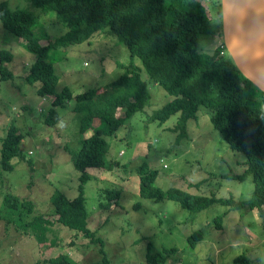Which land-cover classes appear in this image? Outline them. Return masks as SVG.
Here are the masks:
<instances>
[{
	"label": "rangeland",
	"instance_id": "rangeland-1",
	"mask_svg": "<svg viewBox=\"0 0 264 264\" xmlns=\"http://www.w3.org/2000/svg\"><path fill=\"white\" fill-rule=\"evenodd\" d=\"M201 3L212 18L221 20L220 1ZM1 4H7L11 11L21 9L37 16L39 26L34 33L47 36L42 41L44 45L67 32L55 13L47 14L26 0H0ZM222 43L220 37L202 35L200 51L214 54L224 48ZM1 51L13 56L4 64L13 76L2 80L0 73V264H43L60 255H66L74 264H148L150 243L170 251L167 264H234L243 254L251 264H264V211H230L231 205L214 204L195 214L167 198L159 202L141 195L144 167L158 169L155 185L166 193L177 189L239 203L250 200L255 185L252 177L244 181L220 177L230 172L244 174L247 157L231 149L215 130L208 109L202 107L197 119L188 122L187 134L181 139V131L176 129L180 114L163 124L151 122V116L174 97L154 83L140 59L135 63L148 82L150 105L116 134L104 136L109 144L105 167L87 170V227L102 240L104 255L99 244L58 224L40 244L23 225L38 215L53 213L50 198L55 191L70 200L77 198L81 173L74 167L70 152L78 151L82 139L102 124L95 119L93 127L81 133L74 110L76 100L72 99L56 108L60 123L47 126L45 119L53 108V99L38 94L40 83L28 84L25 79L36 56L27 52L0 20ZM51 60L59 80L57 93L69 88L75 98L97 89V102L122 91L107 85L125 75L133 61L127 46L109 30L94 34L82 44L54 50ZM12 125L22 135L21 155L12 159V172H6L1 166V148ZM106 189L121 192L119 206H99L107 204L103 199ZM10 195L29 202L31 211L7 208L5 198ZM217 218H221L220 227ZM196 232L203 238L192 248L189 239Z\"/></svg>",
	"mask_w": 264,
	"mask_h": 264
},
{
	"label": "trees",
	"instance_id": "trees-1",
	"mask_svg": "<svg viewBox=\"0 0 264 264\" xmlns=\"http://www.w3.org/2000/svg\"><path fill=\"white\" fill-rule=\"evenodd\" d=\"M45 13L53 12L63 22L67 32L47 45L42 41L47 36H37L34 29L39 26L37 16L17 9L11 11L7 4L0 5V20L5 30L19 38L20 45L36 56L26 75L28 84L40 83L38 94L52 98L53 108L45 119L49 127L60 123L57 107H63L72 99L76 100L75 112L80 119V132L93 127L99 120L101 128L81 141L78 151H71L74 167L81 173V184L77 198L70 200L60 191H55L50 201L53 213L38 215L23 225L30 229L40 244L47 240V234L55 224L82 234L91 243L100 245L104 255L103 242L87 227L85 186L90 180L89 168L105 167V155L109 144L105 135H114L139 112L144 111L151 101L148 82L143 79L142 69L136 59L143 62L154 83L162 87L174 99L151 116V122L161 124L172 116L180 114L176 129L179 138L187 134L188 122L197 119L200 109L211 112V123L215 130L224 136L230 148L243 152L247 159L244 174L228 173L221 178L244 181L253 178L255 185L250 200L235 202L233 199L201 197L187 192L171 189L164 192L155 185L158 169L142 170L141 195L155 201L169 199L179 203L191 213H200L214 204L231 205L230 211L247 209L264 211V93L252 85L236 68L224 48L214 54L200 51V37L217 36L222 38L221 20L212 18L201 0H26ZM219 1V0H218ZM220 15V10H218ZM109 30L125 44L132 55L131 67L127 73L107 85L119 88V94L96 101L98 90H87L76 95L69 88L57 93L58 75L55 72L52 52L61 47L82 44L94 34ZM224 45V43H222ZM224 52V53H222ZM13 58L9 51L0 52V73L2 80L12 78L13 73L4 67ZM22 135L12 125L2 142L1 166L12 172L13 158L20 156ZM105 203L109 208L119 206L121 192L116 189L103 191ZM5 205L11 210L26 208L31 204L12 195L5 198ZM218 227L221 218L216 219ZM196 232L189 239L195 248L202 239ZM148 264H167L170 251L158 249L149 244ZM43 264H74L66 255L49 259ZM234 264H251L245 254L238 256Z\"/></svg>",
	"mask_w": 264,
	"mask_h": 264
},
{
	"label": "water",
	"instance_id": "water-1",
	"mask_svg": "<svg viewBox=\"0 0 264 264\" xmlns=\"http://www.w3.org/2000/svg\"><path fill=\"white\" fill-rule=\"evenodd\" d=\"M224 47L238 71L264 93V0H219Z\"/></svg>",
	"mask_w": 264,
	"mask_h": 264
},
{
	"label": "bare ground",
	"instance_id": "bare-ground-1",
	"mask_svg": "<svg viewBox=\"0 0 264 264\" xmlns=\"http://www.w3.org/2000/svg\"><path fill=\"white\" fill-rule=\"evenodd\" d=\"M261 61L264 64V55L261 57Z\"/></svg>",
	"mask_w": 264,
	"mask_h": 264
}]
</instances>
